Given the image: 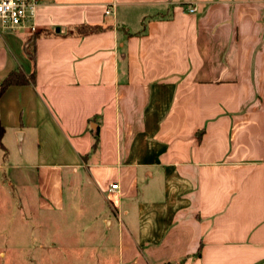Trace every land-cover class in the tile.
I'll list each match as a JSON object with an SVG mask.
<instances>
[{"label": "crops", "instance_id": "crops-1", "mask_svg": "<svg viewBox=\"0 0 264 264\" xmlns=\"http://www.w3.org/2000/svg\"><path fill=\"white\" fill-rule=\"evenodd\" d=\"M33 24L0 28V84L34 74L0 95L4 210L91 209L101 264H264V0H40Z\"/></svg>", "mask_w": 264, "mask_h": 264}, {"label": "rangeland", "instance_id": "rangeland-1", "mask_svg": "<svg viewBox=\"0 0 264 264\" xmlns=\"http://www.w3.org/2000/svg\"><path fill=\"white\" fill-rule=\"evenodd\" d=\"M13 203L11 211L4 210V203L0 205V264H101L100 249L91 250L86 241L93 230L85 228L91 209L81 207L77 215L62 213L56 217L40 213L39 221L46 226L37 229L32 224L20 225L23 213Z\"/></svg>", "mask_w": 264, "mask_h": 264}, {"label": "built area", "instance_id": "built-area-1", "mask_svg": "<svg viewBox=\"0 0 264 264\" xmlns=\"http://www.w3.org/2000/svg\"><path fill=\"white\" fill-rule=\"evenodd\" d=\"M40 4V0H0V28L6 30L26 28L30 33L35 32L33 18ZM195 8H189L188 13L193 14ZM106 15L110 10L106 9ZM118 189L116 184L111 185L110 192Z\"/></svg>", "mask_w": 264, "mask_h": 264}, {"label": "trees", "instance_id": "trees-1", "mask_svg": "<svg viewBox=\"0 0 264 264\" xmlns=\"http://www.w3.org/2000/svg\"><path fill=\"white\" fill-rule=\"evenodd\" d=\"M89 32L91 31H97L99 28L94 29H87ZM28 55L33 59V53H28ZM34 74H30L29 76H25L20 70L12 71L8 74V76L3 80V82L0 84V95L10 86H23L27 85L33 82ZM97 145V135H94V144L93 148H96Z\"/></svg>", "mask_w": 264, "mask_h": 264}]
</instances>
